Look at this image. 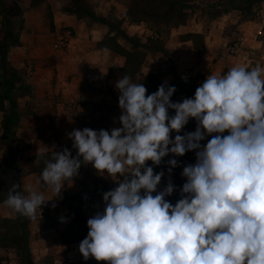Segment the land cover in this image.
<instances>
[{
    "label": "clouds",
    "instance_id": "clouds-1",
    "mask_svg": "<svg viewBox=\"0 0 264 264\" xmlns=\"http://www.w3.org/2000/svg\"><path fill=\"white\" fill-rule=\"evenodd\" d=\"M115 87L121 126L74 129L68 135L77 155L53 151L40 178L60 198L82 164L118 180L102 194L103 211L87 220V236L78 246L83 258L105 264H264V69L234 66L209 74L182 102L171 101L176 88L167 81L147 95L127 75ZM190 118L195 131L172 137ZM192 150L196 162L183 167L186 182L173 205L165 197L175 185L169 180L158 191L164 172L154 173L146 162L160 165L169 153ZM167 164L170 174L178 161ZM19 187L12 185L4 203L35 218L50 199L32 188L24 195Z\"/></svg>",
    "mask_w": 264,
    "mask_h": 264
},
{
    "label": "crops",
    "instance_id": "crops-1",
    "mask_svg": "<svg viewBox=\"0 0 264 264\" xmlns=\"http://www.w3.org/2000/svg\"><path fill=\"white\" fill-rule=\"evenodd\" d=\"M2 2L11 13L13 7L21 10V27L10 28L13 33L17 31L19 42L7 48L5 61L10 67L23 69L24 75L26 71L28 72L26 90L18 94L14 107L15 125L12 130L14 142L20 149L18 155L16 154L18 166H22L23 162L31 165L29 158L34 157L41 150L55 151L59 143H73L68 134L74 129L82 128L78 119L72 117V113L77 111L80 115L83 111V102L109 103L106 110H110L117 118V125L120 127L118 118L121 109L118 106L119 92L115 84L121 78L119 68L124 63V57L116 56L112 59L114 70L110 73L107 64L109 50L98 47L97 43L108 34L113 35L115 31L109 33L106 24L86 13L92 12L96 16L112 14L124 17L121 28L129 36L140 37L136 34L137 30L145 29V26L140 23H130L125 15L126 10L123 12L120 10L126 7L122 5L120 8L116 0H84L86 7L80 10L82 14L80 17L69 10L74 8V0H2ZM214 2L217 0L206 2L204 5ZM116 6L118 9L115 8ZM262 6L264 0L257 8L261 10ZM244 7L243 4L239 10L233 7L220 15L210 17V23L205 28L199 26L198 20L187 19L184 24L172 29L170 37L165 42L170 58L158 52H148L141 72L147 74L158 71L166 62L167 65L173 64L175 70L167 72L170 77H163L165 75L162 73L163 83L164 78H167L166 81L169 83L175 79V76L180 77L179 75L183 73L186 77L193 78L195 76L193 71H199L204 75L198 80L201 83L209 74L219 75L218 71H215L220 67L217 50L223 45L224 28L229 23H237L239 31H243V36L239 38L243 45L250 31L259 33L264 27L263 17V20L258 22H255L256 18L243 19ZM236 11L238 14L233 13ZM201 18L200 15L198 19ZM10 24L12 25V22ZM187 33L203 35V45L198 51L194 50L191 40L183 37ZM3 37L4 32L0 35V39ZM116 39L124 47L130 48V44H126L124 38L119 36ZM239 44L240 42H235L229 48L233 52H238L239 48L236 49L235 46ZM175 88L176 91L180 89L178 85ZM181 93L177 102H180L181 95L188 98L186 92ZM188 93L192 95L191 91ZM109 99L111 102L108 101ZM7 105L6 101L5 106ZM4 120V114L0 112V133L2 132L0 139L4 140L3 144L6 148V138L3 134ZM52 134H55L56 138ZM23 156L28 160L24 161ZM37 174L29 172L21 178L27 180ZM25 185L23 184L22 189L27 195L28 187ZM0 206L9 207L5 203H0ZM0 217L5 216L0 215Z\"/></svg>",
    "mask_w": 264,
    "mask_h": 264
},
{
    "label": "rangeland",
    "instance_id": "rangeland-1",
    "mask_svg": "<svg viewBox=\"0 0 264 264\" xmlns=\"http://www.w3.org/2000/svg\"><path fill=\"white\" fill-rule=\"evenodd\" d=\"M116 1L120 6V8H122V5L126 7L120 9L121 12L127 9L128 0H116ZM210 1L213 0H196L195 4L197 5L196 6L193 5V8L188 11L187 19H193L195 21L198 20L199 26L205 28L206 26L209 25L210 23L209 19L210 17H212V14L216 11L215 8H219V10L221 9L223 10L225 8L232 9L234 7L239 10L241 6H243V4L240 3L238 4L236 2L221 4L219 5V7H216L219 4L218 2L208 3L207 5H204L206 2H210ZM17 8L18 7L12 8L13 16L11 18L12 25L10 24L11 29L13 26L17 27L20 24L21 10L19 11ZM115 8L118 9L117 6ZM233 13L238 14V11ZM200 15L202 16L203 19L202 18L198 19ZM262 17L264 19V6L261 7V10L255 8V18H256L255 22L261 21ZM140 24H143V26H145L144 27L145 29L138 28L139 30H137L138 33L136 34L140 35V37L139 36L138 37L142 41H145L147 37H151V36L157 37V35L154 32H152L150 29L146 27L145 23L142 22ZM237 27H238L237 23H229V25H227L224 28L223 31L224 39L222 42L223 45L219 48V50H217L218 60L220 59L218 61L220 67H218L215 71H218L219 75L227 72L228 69L234 66H244L248 70H251L256 66H260L262 69H264V27L259 33L256 31H250L247 34L244 40L245 43L243 45L241 44L242 42L241 39H239L241 36H243L242 34L243 31H239V28ZM3 32L4 31L2 28L0 35L3 34ZM8 34H9L10 44H17V42H19L17 37V31L13 33V30H9ZM170 34L168 35V38L170 37ZM124 41L126 44H130L128 40L125 39ZM0 42H2V39H0ZM235 42H240V44L236 46V49L239 48L238 52H233L229 48V46L233 45ZM168 54L169 56L167 58H170L169 50H168ZM1 55L2 54H0V58L2 57ZM230 55H234V57L233 56L230 57ZM5 59H3V61L0 59V81L1 80L5 81V77L3 79V76H6L7 78L13 80L14 87L17 89L16 93L19 94L22 92L21 88H23V86H25L26 88V84H27L26 78L28 77V72L26 71L24 75L23 69L17 70L16 68L10 67L9 63L6 62ZM163 65L164 66L162 68L161 67L159 68L160 71L163 73V75H165L163 77H170V74L167 72L175 70L173 64L167 65V63L165 62ZM193 72L195 76L193 78L187 77L186 81L182 79V76L186 77L184 75L185 73L179 75L180 77L175 76L174 79L180 83L179 85L180 89L178 91L179 92L191 91L192 92L191 97H193L196 88L200 86L201 81L198 80L204 77V75L199 71H193ZM164 80L166 81L167 78H164ZM196 80L198 81V83ZM184 84L188 85L189 87L187 89L185 88L183 89ZM183 99L184 96L181 95L180 102H182ZM108 101L111 102L110 99ZM108 104H106L105 101L104 103L98 102V104L83 102L82 105L84 106H83V111H81V114L79 115L77 111H74L72 113V117L77 118L78 121L84 120V118H86L85 121L88 122V124H90L91 126H93L94 129H96L97 131L100 129L111 131L113 128L118 127V125H117V118L110 112V110L108 109L106 110ZM168 111H169V115L172 116L173 115L172 112L170 110ZM196 126H197V122L195 121V119L190 118L188 123L184 126L181 132L183 134L184 132H191L193 131V128ZM180 133L174 132V136ZM227 134H228L227 131L223 133V135H227ZM1 135L2 132L0 133V138ZM54 135L55 134H52V136ZM54 137L56 138V136ZM210 138L211 136L206 137V139H210ZM3 142L4 140L0 139V157L6 156L8 154V150L7 148H4ZM19 156L22 155L19 154ZM23 158L24 161L28 160L24 156ZM22 164L23 165L19 167L21 177L22 175L29 173V169L31 166L30 163L23 162ZM184 166H185L184 164H181L182 169ZM41 175L42 173L33 175L32 177H30L31 180L30 179L25 180L24 177L21 178L22 186L23 184L24 185L26 184L28 188H32L33 190L42 193L45 199H50L46 201L44 205L41 206V213H40V209L38 208L36 210L35 218H30L29 234L27 237V242L32 254L33 264H37L40 261L42 262L46 258H49V263L51 264H92L91 262H95V264H101L103 261H96L92 257H89V259L85 260L82 254L79 252L78 246L80 241L87 236L89 230L87 226V220L93 215H95L96 212L103 211L104 202L102 199V194L116 187V184L118 182V180H116V177H114L113 179L111 176L107 175L106 172L104 175L98 174L97 170L91 164H86L83 172L80 173L75 180L65 181L64 187L61 189V194H60L62 198H60V197H54V192L51 186H47L41 181L40 179ZM90 175L97 176V181H99L98 184L102 189L100 193L94 192V190L96 189L93 188ZM164 176L165 178L160 182L157 190L158 191L162 190L167 185L169 180H171V182L175 185V189L172 195L166 196L165 199L170 203L175 204L177 202L175 198L176 195L178 196L180 195L181 198L180 188L182 187V185L177 183V181H175V179L171 174H169V172H165ZM104 182H108L110 189L106 190L105 187H102ZM77 193L80 195V199L82 200L81 204L80 202H78L79 201L78 199H74V198L72 200H69L68 207L60 203L63 198L65 197L72 198V196H75ZM155 194L156 193H153V195ZM24 195H26V192H24ZM53 204L55 205V207L52 206ZM78 213L79 215L76 216L75 214ZM0 215L13 218L15 217V211L11 207L4 208V206L3 207L0 206ZM61 218H63V222L61 221ZM74 219H77L76 225H74L72 228L67 227L68 225L72 224V221ZM63 231H64L63 238L65 239V241L62 242L61 236ZM74 237H77V239H73ZM0 258H1V264H22L20 258L16 255L15 250L13 248L0 249ZM45 261L48 262V260Z\"/></svg>",
    "mask_w": 264,
    "mask_h": 264
},
{
    "label": "trees",
    "instance_id": "trees-1",
    "mask_svg": "<svg viewBox=\"0 0 264 264\" xmlns=\"http://www.w3.org/2000/svg\"><path fill=\"white\" fill-rule=\"evenodd\" d=\"M242 2L245 5L244 16L243 19L253 20L255 18V7L260 5L263 0H217L219 4L222 2ZM75 5L74 8H69V10L80 17L82 14L80 10L84 9L85 3L84 0H74ZM196 0H128L127 9L125 12L126 18L130 23H145L146 27L154 32L157 37H147L145 41H142L137 36H129L127 35L121 28L122 23L124 21V17H117L112 14H108L107 16H96L92 14V12H87L86 15H90L95 20L106 24L109 27V33L114 32L113 35H107L102 40L97 43L98 47L107 48L109 50L107 56V64L109 67L110 73L114 70L112 67V59L116 56H123L124 63L122 67L119 68L121 71V77L123 75H127L131 77L133 83H141L147 89V94H151L155 92L159 85L162 82V72L160 70L155 72H150L147 74H143L141 72L142 64L147 56L148 52H158L162 53L166 57L169 56L168 50L165 48V40L168 38L171 30L179 25H182L186 22L188 17V11L193 8V5L196 6ZM217 7V6H216ZM216 11L212 14V16L220 15L222 12L228 11L227 8L219 10V8H215ZM13 14L9 12L6 5L0 0V24L4 31V37L2 42H0V54L1 60L5 59V54L7 48L11 45L9 42V30L10 23ZM21 22V19H20ZM21 27V23L17 26ZM51 27H53V23H51ZM125 38L130 42V48L124 47L117 41V37ZM186 39H189L193 42L194 50L198 51L203 45V35L199 33H187L183 36ZM4 54V56H3ZM2 64V63H1ZM5 77V81H0V112L4 114V137L6 138V148L8 150V154L6 156L0 157V203H4L9 195V189L13 184H17L20 187L17 191L23 192L21 185V173L19 170L18 162L16 159V154L20 151L18 145L14 142L13 139V130L12 127L15 125V112L14 107L16 106V99L18 94L16 93V88L14 87V82L10 78ZM3 81V82H2ZM169 86L180 85L179 82L173 80L167 83ZM188 85H183V89H187ZM20 89V88H19ZM23 93L26 88L23 86L21 88ZM186 92V91H185ZM19 93V94H21ZM181 92L175 91L174 94L170 97L171 101L177 102L179 94ZM188 98H191V94L186 92ZM7 101L8 105L5 106V102ZM101 110V109H100ZM174 115L175 112L173 109H169ZM91 115V114H90ZM84 120H80L81 128H90L93 130V126L88 124V122ZM121 126V125H120ZM196 127L193 128L195 131ZM183 135V133H180ZM171 136L174 137V132L171 133ZM208 139H204L200 143L206 144ZM73 143L69 144H58V148L55 150L56 152H60L63 149H68L73 157L77 155V150L73 148ZM53 157V151H46L45 155L30 157L31 166L29 172L34 173H42L45 168V161L50 160ZM169 159H176L178 161V166L172 168L171 175L177 181V183L183 185L186 182V178L181 175L182 167L181 164H194L196 162L195 150L187 151L183 156H175L174 154L169 153L165 157L162 158L160 165H153L151 161H147L148 166H152L154 173L155 172H168L169 165L167 161ZM84 170V164L78 169V175L82 173ZM91 174V173H90ZM77 176H74L72 180H75ZM91 176L92 185L95 193H100L102 191L99 186V181H97V176ZM165 176L161 178V181L164 180ZM118 186V182L116 187ZM105 189H110L108 182H104L103 186ZM143 191V190H142ZM24 194V192H23ZM78 199L80 204L82 200L80 199V195L77 193L72 198H63L61 200V204L64 206H69V200ZM176 201L180 199V195H176ZM175 205L174 203H172ZM75 213V211H74ZM76 216L79 215L75 214ZM29 222L30 218L26 216H22L15 211V217H0V249L2 248H13L15 250L16 255L20 258L22 264H33L32 254L28 246L27 237L29 234ZM77 219L72 221V224L67 227H73L76 225ZM66 230V229H65ZM64 231L61 236V241H65L63 238ZM73 239H77L74 237ZM81 239V238H79ZM74 241V240H73ZM45 260H48L45 261ZM95 264V262H91ZM1 264V258H0ZM37 264H51L49 263V258L44 259V261H40ZM101 264H105L103 261Z\"/></svg>",
    "mask_w": 264,
    "mask_h": 264
},
{
    "label": "built area",
    "instance_id": "built-area-1",
    "mask_svg": "<svg viewBox=\"0 0 264 264\" xmlns=\"http://www.w3.org/2000/svg\"><path fill=\"white\" fill-rule=\"evenodd\" d=\"M235 48H236V46H235ZM235 48H234V49H235Z\"/></svg>",
    "mask_w": 264,
    "mask_h": 264
}]
</instances>
